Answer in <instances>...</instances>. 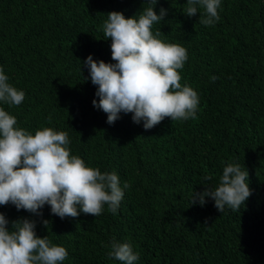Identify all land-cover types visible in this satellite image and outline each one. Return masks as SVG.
<instances>
[{
    "label": "trees",
    "instance_id": "1",
    "mask_svg": "<svg viewBox=\"0 0 264 264\" xmlns=\"http://www.w3.org/2000/svg\"><path fill=\"white\" fill-rule=\"evenodd\" d=\"M184 3L158 0L156 10L168 11L153 30L186 48L178 71L199 93L197 116L145 130L130 113L106 123L83 64L89 54L112 62L107 13L134 15L142 0H0V66L25 93L3 107L28 130L67 131L73 154L130 185L115 214L97 217L0 206L10 222L31 217L37 235L65 246L64 264H121L107 256L113 237L132 243L137 264H264V0H222L214 26L185 15ZM228 161L248 171L251 194L239 211L220 212L211 199L190 204L193 190L218 184Z\"/></svg>",
    "mask_w": 264,
    "mask_h": 264
},
{
    "label": "clouds",
    "instance_id": "2",
    "mask_svg": "<svg viewBox=\"0 0 264 264\" xmlns=\"http://www.w3.org/2000/svg\"><path fill=\"white\" fill-rule=\"evenodd\" d=\"M158 0H142V9L131 16L110 11L102 24L104 39L111 38V61L89 54L83 64L95 86L92 104L106 113L111 125L121 113L151 129L166 117L185 121L197 116L200 96L187 83L181 85L178 70L188 60L185 47L161 37L167 9L156 10ZM222 0H185L181 11L188 17L199 13V23L214 26L219 20ZM81 64V61H80ZM81 71V69H80ZM216 75L209 81L215 82ZM98 97V99H96ZM22 89L10 82L0 66V206L11 204L18 211L39 216L45 205L51 214L75 218L81 213L100 216L105 210L115 214L124 198L128 182L121 184L116 171H101L73 154L67 131L50 126L35 130L21 127L3 105H20ZM204 177V180H208ZM216 186L192 191L190 204L203 206L208 199L222 212L226 207L239 211L251 194L248 171L240 163L228 161ZM48 225L47 220H42ZM107 256L121 264H137L139 253L130 241L111 238ZM65 246L36 233V221L21 217L11 222L0 212V264H64Z\"/></svg>",
    "mask_w": 264,
    "mask_h": 264
}]
</instances>
